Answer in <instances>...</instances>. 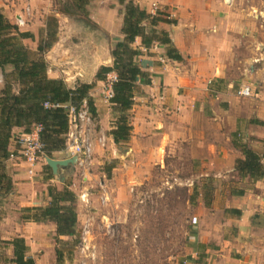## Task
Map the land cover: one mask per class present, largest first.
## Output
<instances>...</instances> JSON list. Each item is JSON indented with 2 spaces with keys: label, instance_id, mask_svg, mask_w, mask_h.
Segmentation results:
<instances>
[{
  "label": "crops",
  "instance_id": "0c3cea01",
  "mask_svg": "<svg viewBox=\"0 0 264 264\" xmlns=\"http://www.w3.org/2000/svg\"><path fill=\"white\" fill-rule=\"evenodd\" d=\"M134 1L151 13L154 8L162 10L170 16L169 19L174 20V23H160L157 29L169 33L183 59L170 58L166 45L156 43V46L146 48L141 38H136L133 46L142 51L138 63L149 74L151 83L138 82L134 105L129 110L133 131L126 142L117 144L114 141L111 132L116 120L112 104L105 98V90H98V86L92 88L91 95L97 110L96 125L107 136L105 146L95 145L94 163L102 165L108 159H119L121 165H132L133 162L136 167L142 165L149 154L161 150L177 151L184 142H197L204 151H212L209 155H214L213 173L225 176L226 172L234 171L236 161L244 157L231 137L225 136L223 131L218 133L223 137L211 135L210 128H223L228 114L227 125L233 133L240 130L239 125L244 121L249 122L250 132H244L243 140L239 135L238 140L249 143L254 151L264 154V124L258 123L264 122V51L257 50L259 46L264 47V32L261 29L264 27V0ZM51 5L52 0H0L2 12L11 21L13 18L16 20L18 15L25 16L27 22L24 26L30 21L29 31L34 34L37 28L45 27L40 16L51 12ZM27 6L30 8L28 16L25 14ZM101 14L96 9L91 12L97 24L106 31L118 33L115 34L118 39L122 38V19L114 25L108 16ZM244 44L249 52L237 56L236 51ZM94 46L98 48L101 45L94 43ZM53 50H56L55 47ZM47 52V75L62 78L61 73L66 74L67 70L54 65L53 56ZM81 58L82 64L75 65L76 73L62 79L69 82L76 76L84 77L89 61H99L102 66L113 64L110 49L104 57L96 52L87 61L85 57ZM110 61L112 64H108ZM236 61L246 64L250 69L249 78L253 80L250 84L255 91L254 98L250 97L252 99L244 103H240L239 96L234 92L237 81L230 75ZM100 65L94 70L95 75ZM99 82L104 84V80ZM83 83L92 84L89 80ZM13 134L15 138L10 144L11 151L19 148L18 140L26 132L21 127H14ZM67 157L68 154L63 151L54 154L55 159ZM6 166L14 187L9 194V202H2L7 210L0 218L1 238L10 240L17 236L24 237L29 246L28 254L36 264H45L48 261L44 259L43 251L54 246L49 230L55 235V223L23 219V212L18 211L24 207L47 204L50 185L58 188L68 185L72 189L77 166H61L58 174H55L42 159L34 167L33 175L28 171V164L20 160L7 159ZM118 169L113 166L108 175L105 171L100 172L108 181H115ZM111 173L115 174L114 179ZM97 176L92 173L90 179ZM252 182L254 189L234 190L232 204L227 205V211L232 208L240 210L239 215L231 218L236 226V238L232 241L230 237H225L217 244H208L213 239L208 232L193 231V253L186 264H264V178ZM100 183L103 188L107 185L102 178ZM83 205L79 203L77 206L78 223ZM60 239L70 241L72 237L62 235ZM12 257L13 248L8 245L5 258L0 257V264H15L8 261Z\"/></svg>",
  "mask_w": 264,
  "mask_h": 264
},
{
  "label": "rangeland",
  "instance_id": "374dc122",
  "mask_svg": "<svg viewBox=\"0 0 264 264\" xmlns=\"http://www.w3.org/2000/svg\"><path fill=\"white\" fill-rule=\"evenodd\" d=\"M67 6L70 10L64 11ZM120 8L121 5L113 0H91L85 10L73 7L71 0H52L51 12L40 16L45 27L34 31L35 40L24 39V43L30 49L36 50L40 38L45 35L49 17H55L58 20L57 41L54 46L56 50H53V47L47 54L53 56L54 65L67 70L66 74L61 73L62 76L69 77L76 73L75 65L82 64L81 57H85L87 61L96 52L104 57L108 49L114 48L117 42L114 39L119 38L115 35L118 33L106 31L96 23L91 15L93 9L108 16L111 22L117 25L122 19ZM157 11L158 9L154 8L152 14ZM12 22H16L15 18ZM29 24L20 29L30 30ZM261 29L264 32V27ZM94 43L101 46L96 48ZM246 46L244 44L238 48L236 55L242 56L249 52ZM257 50L264 51V47L259 46ZM111 62L108 64H112ZM100 63L89 61L84 77L76 76L66 82L73 87L89 80L99 87L98 90H105L94 74ZM233 66L230 75L237 81L234 85V92L237 93L241 85H250L253 80L249 78L250 69L246 64L236 61ZM3 78L4 74L0 72V87L3 86ZM250 97L254 98L239 96L238 99L240 103H244L252 99ZM229 117L228 114L223 128H210L211 135L223 137L218 134L223 131V134L230 136L232 140L240 136L241 139L244 138L250 132L249 122L244 121L239 125L240 130L233 133L227 125ZM250 146L249 144L248 147ZM210 152L212 151L208 149L204 151L202 145L197 142H184L177 151L161 150L159 153L149 154L145 162L136 167L133 162L132 165H121L119 159H108L102 165L95 162L92 173L98 176L93 177L87 184L89 192L92 193L91 203L89 207L81 206L77 236L72 237L70 241H64L57 237L56 231L55 235H52L53 232L49 230L54 246L43 251L44 259L48 261L45 264H58V250L63 252L61 264H83L84 261L87 264H186L193 253V231L208 232L213 238L208 244H217L225 237H230L233 241L237 230L231 218L236 216L230 209L227 211V205L232 204L234 190L254 189L253 182L248 177H241L237 170L226 172L225 176L215 175L212 169L215 164L214 155L211 154L210 157ZM111 166L120 168L118 173H115V181H108L100 172L105 171L108 175ZM129 167L132 168L129 170ZM111 174L114 179L115 174ZM100 178L106 180L107 185L104 188L101 187ZM74 181L76 185L72 184V190L78 194V206L82 203L79 194L86 183H81L78 176ZM9 194L0 196V218L6 213L7 209L2 202H9ZM102 194L108 198L105 204L100 201ZM18 212L24 213L23 210ZM87 214L94 218L91 253H81L77 247L80 240L79 230ZM75 240L78 243L74 245ZM6 248V245H0L2 258H5Z\"/></svg>",
  "mask_w": 264,
  "mask_h": 264
},
{
  "label": "trees",
  "instance_id": "16d2710c",
  "mask_svg": "<svg viewBox=\"0 0 264 264\" xmlns=\"http://www.w3.org/2000/svg\"><path fill=\"white\" fill-rule=\"evenodd\" d=\"M90 1L71 0L72 6L79 10H85ZM116 1L121 5L122 38L117 40L111 50L113 64L101 66L96 78L105 80L111 71L118 74V80L113 84L114 96L110 100L116 120L111 133L118 144L128 141L133 131L129 110L134 105L138 82L151 83L149 74L138 63L142 51L133 46L136 38L140 37L146 48L156 43L166 45L170 58L182 60L183 57L174 46L169 33L157 29L162 22L174 23L166 12L158 10L152 14L134 0ZM69 10V6L64 8V11ZM46 25L45 35L40 38L36 50H32L24 43V39L35 40V34L29 30H21L0 9V72L4 74L3 86L0 87V196L10 193L14 187L6 166L11 153L10 144L15 138L14 127H21L24 132L29 133L35 126L41 125L40 139L44 144L45 155L54 158L55 152L65 149L69 122L65 108L46 103L70 102L79 105L86 99L94 119L97 116L91 95L94 84L79 83L71 87L64 79L47 75L45 53L57 41L58 20L53 16L49 17ZM233 143L244 156L236 161L235 170L238 174L254 181L264 178V154L257 153L237 137L233 139ZM48 195L50 200L47 204L22 208L23 219L55 223L58 238L62 235L76 237V193L68 185L62 188L50 185ZM230 211L240 214V210L235 208ZM77 243L75 240L74 245ZM2 244L13 248V257L8 259L9 262L36 264L35 259L28 254L29 246L24 237L3 240L0 235V245ZM0 257H3L1 251ZM62 261L63 252L58 250L57 263L61 264Z\"/></svg>",
  "mask_w": 264,
  "mask_h": 264
},
{
  "label": "built area",
  "instance_id": "2783aa9c",
  "mask_svg": "<svg viewBox=\"0 0 264 264\" xmlns=\"http://www.w3.org/2000/svg\"><path fill=\"white\" fill-rule=\"evenodd\" d=\"M25 14H30V8H25ZM27 19L23 15H18L16 18V24L24 26ZM156 46V44H154ZM118 80V74L116 71H111L107 74L104 80L105 98L110 102L114 96L113 84ZM255 93L252 85L243 84L238 90L237 94L241 97L253 96ZM46 105H59L65 108L68 116V132L66 135V145L63 152L68 154L67 158L75 157V166H77V176L81 183H86L81 189L79 194L81 202L85 206H89L91 203L90 192L88 190V182L91 180L92 168L94 166L95 159V145H106V134L101 129L97 128L96 121L91 114L87 100L79 105L73 103L64 104H49ZM41 125H37L29 133L24 134L18 140L19 148L11 151L8 159H17L24 163H27L28 171L33 175L34 167L40 160L46 162V156L44 152V144L40 139ZM76 183H73L75 186ZM103 188V186H102ZM74 190V189H73ZM78 195V194H77ZM108 198L105 194L100 195V201L102 204L107 202ZM93 216L87 214L83 220L81 229L79 230V243L77 247L81 253H91V236L93 234ZM109 225V224H108ZM83 264H87L84 261Z\"/></svg>",
  "mask_w": 264,
  "mask_h": 264
},
{
  "label": "water",
  "instance_id": "95a60500",
  "mask_svg": "<svg viewBox=\"0 0 264 264\" xmlns=\"http://www.w3.org/2000/svg\"><path fill=\"white\" fill-rule=\"evenodd\" d=\"M75 157H71V158H64V159H55V158H51L46 156V163L51 167V169L53 170V172L55 174H58V169L61 166H67L68 164H74L75 163ZM63 180V179H60Z\"/></svg>",
  "mask_w": 264,
  "mask_h": 264
}]
</instances>
